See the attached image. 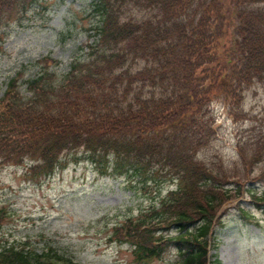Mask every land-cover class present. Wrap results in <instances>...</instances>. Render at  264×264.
Returning a JSON list of instances; mask_svg holds the SVG:
<instances>
[{
  "label": "trees",
  "instance_id": "1",
  "mask_svg": "<svg viewBox=\"0 0 264 264\" xmlns=\"http://www.w3.org/2000/svg\"><path fill=\"white\" fill-rule=\"evenodd\" d=\"M38 1L0 0V27ZM92 7L102 50L93 47L91 63H73L62 78L49 69L54 59H43L26 95L12 79L0 97V150L15 164L30 157L32 171L52 173L64 153L83 148L99 171L126 175L133 191L171 180L175 190L129 218L119 241L139 264L169 248L179 253L177 264H208L220 209L264 181V171L251 176L196 161L215 136L209 103L221 98L246 119L244 95L264 82V0H93ZM129 10L146 16L126 17ZM250 136L239 153L244 167L256 168L264 136ZM249 194L264 210V193ZM0 264L77 263L18 243L0 247Z\"/></svg>",
  "mask_w": 264,
  "mask_h": 264
},
{
  "label": "rangeland",
  "instance_id": "2",
  "mask_svg": "<svg viewBox=\"0 0 264 264\" xmlns=\"http://www.w3.org/2000/svg\"><path fill=\"white\" fill-rule=\"evenodd\" d=\"M92 2L43 0L41 4L48 6L47 12H40L43 7L36 6L21 21L3 27L0 94L22 70H25L22 85L37 75L40 68L34 65L45 56L51 55L61 62L57 69L62 78L73 61L88 53L87 45L98 40L95 34L89 37V29L99 22ZM212 110L217 137L200 159L219 165L223 159L226 165L233 164L235 173L251 171V176H259L264 171V154L260 156V166L247 168L236 147L238 139L249 131L251 137L264 136V84L249 90L245 99V112L255 117L254 123L235 120L219 100L214 102ZM86 157L81 149L64 156L67 166L49 177L42 173L28 176L27 163L5 164L0 158V208L5 210L0 221V246L27 243L38 251L51 247L78 264H137L128 245L111 242L113 229L152 204L155 199L149 198H154L158 189L165 192L174 188V183L150 186L152 189L147 193L129 191L124 180L97 174ZM250 189L263 193L264 181ZM239 207L254 214L260 226L245 222ZM222 211V227H216V245L211 246V263L218 260L221 264H264V213L251 205L247 195L232 201ZM179 260V253L169 249L162 260L148 264H176Z\"/></svg>",
  "mask_w": 264,
  "mask_h": 264
}]
</instances>
